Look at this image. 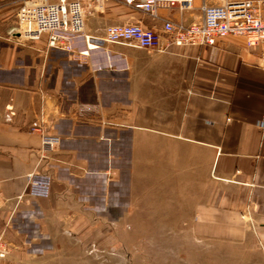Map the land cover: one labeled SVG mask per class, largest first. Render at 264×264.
<instances>
[{
    "label": "crops",
    "instance_id": "1",
    "mask_svg": "<svg viewBox=\"0 0 264 264\" xmlns=\"http://www.w3.org/2000/svg\"><path fill=\"white\" fill-rule=\"evenodd\" d=\"M20 1L0 0V234L10 245L0 264H129L138 249L125 243L150 242L159 227L247 243V264H264L260 48L232 35L164 52L102 43L80 64L45 36L15 37ZM78 1L96 38L110 24L161 25L122 0ZM203 1L224 2L159 15L190 22ZM36 118L59 136L54 151L29 130ZM35 170L52 178L46 198L24 194Z\"/></svg>",
    "mask_w": 264,
    "mask_h": 264
},
{
    "label": "built area",
    "instance_id": "2",
    "mask_svg": "<svg viewBox=\"0 0 264 264\" xmlns=\"http://www.w3.org/2000/svg\"><path fill=\"white\" fill-rule=\"evenodd\" d=\"M152 19L161 20L159 28L144 26L141 22L110 24L104 36L96 38L84 32L81 5L78 0L40 2L21 0L16 11L15 37L37 41L46 37L48 48L62 50L70 59L80 64L91 62L97 52H105L102 43L127 44L158 52L174 46L215 45L226 36H241L248 47L260 48V64L264 67V0H224L221 4L200 6L198 19L186 22L182 17L174 21L161 18L159 8H176L181 14L193 8V0H122ZM111 61L108 59L107 64ZM12 106H6L2 119L12 122L15 117ZM41 118L30 123L29 130L40 135L43 150L54 151L60 138L48 134L41 125ZM264 126V122L262 125ZM52 178L47 173L32 171L28 175L24 194L34 198H46L50 193ZM257 182L250 184L251 197L255 195ZM253 201L250 200L251 205ZM250 215V205L244 218ZM10 245L0 234V258H5Z\"/></svg>",
    "mask_w": 264,
    "mask_h": 264
},
{
    "label": "rangeland",
    "instance_id": "3",
    "mask_svg": "<svg viewBox=\"0 0 264 264\" xmlns=\"http://www.w3.org/2000/svg\"><path fill=\"white\" fill-rule=\"evenodd\" d=\"M179 230L159 227L150 242L146 235L140 237L144 242H126L130 253L131 247L138 249L129 264H247V243L196 240L189 230ZM131 238L129 234L128 239ZM110 264L122 262L114 259Z\"/></svg>",
    "mask_w": 264,
    "mask_h": 264
}]
</instances>
